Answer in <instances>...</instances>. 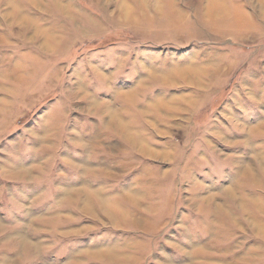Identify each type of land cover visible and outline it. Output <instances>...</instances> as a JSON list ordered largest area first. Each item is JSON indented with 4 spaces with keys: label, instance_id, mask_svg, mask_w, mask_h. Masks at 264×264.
<instances>
[{
    "label": "rangeland",
    "instance_id": "374dc122",
    "mask_svg": "<svg viewBox=\"0 0 264 264\" xmlns=\"http://www.w3.org/2000/svg\"><path fill=\"white\" fill-rule=\"evenodd\" d=\"M0 264H264V0H0Z\"/></svg>",
    "mask_w": 264,
    "mask_h": 264
},
{
    "label": "bare ground",
    "instance_id": "6f19581e",
    "mask_svg": "<svg viewBox=\"0 0 264 264\" xmlns=\"http://www.w3.org/2000/svg\"><path fill=\"white\" fill-rule=\"evenodd\" d=\"M106 108V107H105ZM110 108V107H109ZM106 111L108 112L109 109L107 108ZM22 168H19V170H21ZM250 170V169H249ZM249 170H246V171H249ZM29 171V170H28ZM21 172V171H19ZM26 172V171H25ZM26 174H29L28 172ZM30 175V174H29ZM245 176L249 177L250 176V179H253L251 176V173L250 172H246L245 173ZM228 194H233V190L232 189H229L227 190ZM84 200V199H83ZM85 201V200H84ZM223 207L219 206V205H216L215 209H218L217 211H220ZM7 260V259H6ZM7 263V262H6Z\"/></svg>",
    "mask_w": 264,
    "mask_h": 264
}]
</instances>
